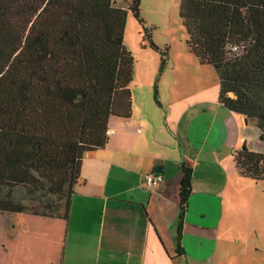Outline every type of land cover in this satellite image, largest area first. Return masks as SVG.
Returning a JSON list of instances; mask_svg holds the SVG:
<instances>
[{"label":"trees","instance_id":"trees-1","mask_svg":"<svg viewBox=\"0 0 264 264\" xmlns=\"http://www.w3.org/2000/svg\"><path fill=\"white\" fill-rule=\"evenodd\" d=\"M118 1L0 0L1 230L13 214L67 219L82 158L106 146L111 117H130L124 30L140 0ZM178 15L187 52L217 73L218 103L263 142L264 0H180ZM233 157L240 177L264 181V153L244 143ZM190 187L183 169L179 229Z\"/></svg>","mask_w":264,"mask_h":264},{"label":"crops","instance_id":"crops-1","mask_svg":"<svg viewBox=\"0 0 264 264\" xmlns=\"http://www.w3.org/2000/svg\"><path fill=\"white\" fill-rule=\"evenodd\" d=\"M208 68H192L201 78L165 85L159 106L149 109L131 94L130 117H111L106 146L82 158L67 219L10 215L0 232L7 239L2 264H233L232 247L240 249L237 264H264V240L256 234L242 249L218 247L216 235L212 250V195L233 189L234 177L252 181L237 174L233 155L244 143L255 151L247 136L253 131L259 139L260 132L218 103L219 86L203 81ZM158 168L163 182L150 189L145 176ZM183 169L190 170L191 190L179 229ZM224 226L222 219L219 232ZM252 226L245 218L243 232H264Z\"/></svg>","mask_w":264,"mask_h":264},{"label":"rangeland","instance_id":"rangeland-1","mask_svg":"<svg viewBox=\"0 0 264 264\" xmlns=\"http://www.w3.org/2000/svg\"><path fill=\"white\" fill-rule=\"evenodd\" d=\"M122 2L123 0H119L118 5H122ZM130 3L131 0H128L127 5ZM179 4L180 0H140L138 18L132 12H128L126 18L123 44L134 61L133 79L129 90L133 96H139L137 99H140L149 109L154 105L159 106L160 98L166 101L165 95L160 92L163 91L165 85L178 82L180 79L185 83V80H190V76L193 74L195 78H201L194 70L192 71V68L198 69L201 66H197L195 58L187 52V35L179 19ZM127 5L125 4V9H127ZM151 43L155 48L151 47ZM162 62H164L163 65ZM205 70L207 74L203 77L205 79L203 81L208 85L217 86V73L213 68ZM199 80L196 79L194 84L199 86ZM249 132L250 134L247 136H250L249 147L264 153V141L261 142L257 137H254L253 131ZM216 175L220 176L217 173ZM234 180L233 189L222 188L212 195V232L215 234V236L212 234V250L214 242L217 241L216 235H218L216 243L218 247L224 242L228 247L230 244H234L242 249V243L253 238L255 234L259 239L264 240V232H243L245 231V218L251 220L255 230L262 231L264 228L261 222L264 213V181H260V183L237 177H234ZM241 202L242 204H240ZM245 204L251 208L248 212L249 215L245 211ZM226 212L228 214L224 217ZM215 219L217 222L214 224ZM222 219L225 220V231L219 232ZM189 233L185 244L190 246L193 244V240ZM255 242L258 244L257 237ZM4 243H7V239L1 237L0 234V264L3 261V254L6 253L4 252V247H6ZM14 244L17 245V243ZM84 244V239H82L79 245L83 246ZM262 246L264 247V243ZM13 247L15 250L17 249V246ZM232 248L231 256L228 255V257L231 263L237 264L240 262V249ZM15 250L12 248L11 254ZM261 258L264 259V253ZM215 261L214 264H220L216 259Z\"/></svg>","mask_w":264,"mask_h":264},{"label":"built area","instance_id":"built-area-1","mask_svg":"<svg viewBox=\"0 0 264 264\" xmlns=\"http://www.w3.org/2000/svg\"><path fill=\"white\" fill-rule=\"evenodd\" d=\"M110 135L111 132L107 130L106 136L109 137ZM145 181H146V186L148 188L155 189L163 182V177L156 172H152L145 176Z\"/></svg>","mask_w":264,"mask_h":264},{"label":"water","instance_id":"water-1","mask_svg":"<svg viewBox=\"0 0 264 264\" xmlns=\"http://www.w3.org/2000/svg\"><path fill=\"white\" fill-rule=\"evenodd\" d=\"M244 123L247 125L249 122L244 118ZM160 171H161L160 168H158V169L155 170L156 173H158Z\"/></svg>","mask_w":264,"mask_h":264}]
</instances>
